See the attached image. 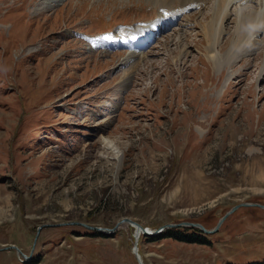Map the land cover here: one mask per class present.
Returning a JSON list of instances; mask_svg holds the SVG:
<instances>
[{
    "label": "rangeland",
    "instance_id": "rangeland-1",
    "mask_svg": "<svg viewBox=\"0 0 264 264\" xmlns=\"http://www.w3.org/2000/svg\"><path fill=\"white\" fill-rule=\"evenodd\" d=\"M178 1L0 0V264H138L131 227L68 223L211 230L236 204L264 206V30L231 55L248 36L234 10L256 5L229 8L214 69L202 54L214 0ZM176 11L137 52L117 43ZM200 235H140V263L260 261L264 209Z\"/></svg>",
    "mask_w": 264,
    "mask_h": 264
},
{
    "label": "bare ground",
    "instance_id": "bare-ground-1",
    "mask_svg": "<svg viewBox=\"0 0 264 264\" xmlns=\"http://www.w3.org/2000/svg\"><path fill=\"white\" fill-rule=\"evenodd\" d=\"M46 1L50 2L53 0H46ZM179 1L177 3L180 4V8H188L192 4L197 5L198 3H201V1L203 2L204 0H179ZM247 1H249V3L251 2V3H254L256 5L253 8V10H250V11L245 13L242 8H239V7L237 8L235 6L236 8H235L234 12H235V18H236V20H235L236 33L237 34L239 33L238 30L241 29L240 26H242V28L246 27V30L244 28L245 31L243 34H246L248 36L245 40L244 35H242V34L238 35L236 43H233V48L235 50L231 55L236 54V53L238 54L239 53L238 51L241 50V46L243 44H247V42H250V40L252 38L251 34L252 35L254 34V30L257 31L256 33H260V32L263 33L262 31L264 30V0H214L215 7L213 9L214 13L212 15L211 22L208 21L206 23H203V25H202V30H203L202 33L205 35L206 41H207V43H206L207 46H205V48L203 50L204 53H202V54L204 55V57L209 62H211V63L215 62V64H216V59L219 60V58H220V52H221V47H219V41H220V37H221L220 32H221V29L224 26L225 22L228 20V16H230L229 15L230 14L229 8L231 6L236 5V4L238 6H241V3H244V2L248 3ZM179 4H176V5H179ZM195 5H193V6H195ZM173 19H174V15L167 16V17L163 18V21L161 20L162 21L161 23L156 22V24L153 25V29L157 30L158 27L168 26L169 23L172 22ZM151 32H147V35L144 34V39L142 38L141 40H138L137 37L134 40L128 39L129 41L127 40L126 46L128 48L132 49V52H133V50H134V52H137L138 49L143 47L142 46L143 41H145L146 37H148V33H151ZM243 41H245V42H243ZM244 51H246V50H244ZM132 52L128 55V57H133ZM230 53L231 52H228V54H230ZM228 56H230V55H228ZM139 59H140V57H139ZM215 64L213 63L214 69L216 68ZM107 144H108L107 145L108 148L113 149V147L110 145V143L107 142ZM117 154H118V152H117ZM117 156H119V155H117ZM148 232H151V231H148ZM140 235H141L140 233L135 234L136 242H137V239ZM134 250L137 254L136 247H134Z\"/></svg>",
    "mask_w": 264,
    "mask_h": 264
},
{
    "label": "water",
    "instance_id": "water-1",
    "mask_svg": "<svg viewBox=\"0 0 264 264\" xmlns=\"http://www.w3.org/2000/svg\"><path fill=\"white\" fill-rule=\"evenodd\" d=\"M245 206H258L259 208H262L264 209V206L262 205H258V204H251V203H239V204H236L234 206H232L225 214L224 216H222L216 223V225L214 226V228H212L211 230H207L205 229L203 226H201L200 224L198 223H192V222H180V223H176V224H165L155 230H152L151 232H148L146 230V228L140 226L139 224H137L136 222L132 221L131 219L129 218H122L120 219L112 228H100V227H92V226H87V225H84V224H80V223H68V224H76V225H79L81 227H83L85 230H88L90 232H95V233H98L99 235H111L113 234L117 228L120 226V225H126V226H129L133 229V235H132V238H133V245H132V253L134 254L138 264H141L140 263V260H139V257H138V254H136L135 250H134V247H136V236L135 234H138L140 233L142 236H145V237H154V236H157L158 234L162 233L164 230L166 229H172V228H179V227H188V228H195L197 230H199L200 233L204 234V235H209V234H212L213 232H215L218 228V226L220 225V223L224 220V218L229 215L230 213H232L235 209H237L238 207H245ZM43 226H39L37 228V232L42 228ZM9 248H14L13 246H9ZM2 250V249H0ZM18 252V250H17Z\"/></svg>",
    "mask_w": 264,
    "mask_h": 264
},
{
    "label": "trees",
    "instance_id": "trees-1",
    "mask_svg": "<svg viewBox=\"0 0 264 264\" xmlns=\"http://www.w3.org/2000/svg\"><path fill=\"white\" fill-rule=\"evenodd\" d=\"M179 228L178 229L172 228V229L164 230L162 233L158 234L157 236L152 237V240L171 238L175 241H179V242H183V243H195V244L206 243L205 238L200 235L202 233H200L199 230H197L195 228H188L190 230L188 233H186V232L182 233L179 230ZM181 228H187V227H181ZM92 233H93V235L101 236L98 233H95V232H92ZM244 264H264V259H262L260 261H250V262H246Z\"/></svg>",
    "mask_w": 264,
    "mask_h": 264
}]
</instances>
